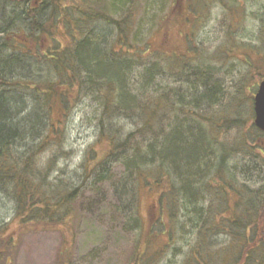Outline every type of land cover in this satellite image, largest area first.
Here are the masks:
<instances>
[{
  "label": "rangeland",
  "instance_id": "rangeland-1",
  "mask_svg": "<svg viewBox=\"0 0 264 264\" xmlns=\"http://www.w3.org/2000/svg\"><path fill=\"white\" fill-rule=\"evenodd\" d=\"M32 1L10 6L9 16L13 21L16 20V24L13 23L11 33L8 34V47L0 49V58H5V61L0 60V75L10 81L26 80L27 83L11 84L10 87L0 89V92L13 104L16 119L12 120V125L20 128L16 140L19 136L23 137L20 142L25 147L18 150V155L23 156L32 147L38 146L45 134L50 139L59 138L62 141V152L57 156L50 174L52 173V177L55 174L63 176L72 186H77L85 173L83 163L86 164L93 158L90 160V167L93 168L96 166L95 158H100L107 150L109 139L105 135L99 137V119L103 104L96 91L90 93L85 88L82 89L78 82L72 87L64 85L57 73L47 64L49 62L42 59L47 49L51 50L54 45L67 43L70 48L72 37L71 32L64 37V29L60 24L62 17L51 19V15H48L41 18L42 22L45 21L44 27H52L54 19L59 21V26L56 28L57 33L54 32L56 34L40 36V47L35 36H28V20L23 16L24 10ZM92 1L98 3V6H93L94 12L100 10L103 17L107 13L115 19H120L121 11L114 16L110 15L108 0L88 2L91 4ZM174 1H177L178 7L181 8V12H177L175 16L170 14ZM234 1L237 6L227 9L218 1L204 5L205 3H199L198 0H192L197 23L190 33L191 24L185 18L190 3L188 0H132V22L135 29L133 33L140 37L139 40L147 43L149 53L161 45H166L169 50H175L188 57L187 68L181 74L170 70L168 73L173 74L156 76L155 82L158 81L156 83L159 88H171L179 92L184 87L197 83L189 93L197 95L205 90L203 86L200 87L199 80L204 78L206 88L210 87L213 91L214 101L202 102L198 110L208 121L199 117L198 125L208 124L207 128H213L214 124L219 125L217 139L232 155L223 167L229 171V193L225 197L230 207L231 204H245L249 198V190L259 189L264 183V156L257 150L261 135H257L250 127L253 121L250 108L253 88L261 79L259 73L264 71V64L260 62L264 56V0ZM152 2L158 4L154 10L150 7L143 11V5L145 7L147 3ZM45 8H51L53 16L57 11L54 5ZM18 11L20 16L15 13ZM71 12L72 8L66 11L68 22H71ZM144 12L145 16L142 18ZM104 33L113 34L114 27L103 20L96 21L92 36L97 40L104 36ZM151 57L153 64L154 56ZM17 58H20L19 62ZM11 60H14L13 63L9 62ZM199 62H204L209 67L199 71ZM46 81L51 82L50 86H53L55 91L49 99L45 96L48 95L46 93H33L37 83ZM65 87L68 88L63 89ZM65 90L68 94L60 95ZM238 117L243 122L239 121ZM237 122L239 127L236 126ZM103 123L106 131L111 130V123L114 130L122 128L129 131L134 127L131 119L120 117L104 116ZM21 133L24 135H20ZM238 134L244 141L235 146ZM45 144L43 157L49 156L54 147V144L49 142L42 146ZM233 148L234 152H231ZM107 157L105 161H110V170L105 179H98L93 175L90 177V172L84 178V181H87L75 204L74 219L69 227L18 233L12 241L13 248L10 251L3 250L0 264H129L130 258L137 250L139 233L142 232L141 228L130 227L129 221L132 222L131 218L136 217L142 221L144 231L148 230L150 234L155 233L158 236L156 239L152 238V245L155 244L152 248L160 249L161 245L163 247L166 244L165 254L158 257L154 264H180L185 244L193 240L195 233L194 225L190 221L193 214L183 216V208L176 210L180 215L178 232L168 240L166 219L165 223L154 224L159 217L157 207L154 206L158 199L156 194L147 189H142L138 195L134 193V189L129 192L127 181L123 178V167L115 161V158L119 159L120 156ZM202 167L198 178L193 180L192 189L199 192L195 195L197 199H205L197 202L203 208H209L214 206L221 191L212 184L210 175L207 177L210 164L208 163L205 173ZM195 182L197 186L194 185ZM232 186L238 190L232 193ZM215 197L217 198L213 203ZM123 204L127 207L123 208ZM229 211L232 216V210ZM13 215L12 201L0 192V227L9 224ZM9 227L14 229L17 226L13 223ZM157 227L164 233L158 232Z\"/></svg>",
  "mask_w": 264,
  "mask_h": 264
},
{
  "label": "trees",
  "instance_id": "trees-1",
  "mask_svg": "<svg viewBox=\"0 0 264 264\" xmlns=\"http://www.w3.org/2000/svg\"><path fill=\"white\" fill-rule=\"evenodd\" d=\"M2 1L6 2L7 0ZM52 1L55 2L51 5H54L55 9L57 8L54 16L57 19L62 17L60 24L64 29V37L71 32L72 47L71 45V49L67 47V43L66 45H54L51 50L47 49L42 59L49 62L47 64L57 73V77L64 85L72 87L78 82L83 89L82 80H84L87 86L95 89L103 104V112L99 119V137L105 135L109 139L108 146L103 156L95 158L96 166L90 167V160L93 158L88 163H83L85 173L82 181L77 186H72L63 176L55 174L52 177V173L50 174L57 156L62 152L60 146L62 141L59 138L50 139L45 134L40 142L39 150L34 147L23 156L17 154V157H12L5 146L0 145V192L7 195L14 206V215L10 223L0 227V258L4 253L3 250L10 251L13 248L12 241L16 239L15 235L20 232L58 229L62 226L63 229L68 228L74 219L77 199L87 181H84V178L90 172V177L93 175L98 179H105L110 170V161H105V159L108 158L107 156L119 155V159L122 160L123 178L129 186L128 191L131 192L134 189V193L138 195L142 189H147L158 197L154 206L157 207L159 217L154 221V224L165 223L164 219H166L168 240H171L172 236L178 232L180 215L176 210L183 208L181 212L183 216L193 214L190 221L194 225L195 233H193V240L185 244L180 264H264V184L259 189L249 190V198L247 201L245 200V204L239 203L230 207L225 197L229 193V171L223 167L232 155L217 139L219 125L214 124L213 128H207L208 124L204 123V125L202 123L198 125L199 117L205 118L198 112L199 105L202 102H213V91L210 90V87L206 88L207 83L204 78H201L199 79L200 84L205 90L201 94H189L178 102V98L173 99L179 94L178 91L171 88L160 89L156 83L158 81L155 82L156 76L173 74L168 73L170 70L181 74L187 68L188 57L175 50H169L166 45H161L160 48L153 49L149 53L147 43L139 40L140 37H137L136 33L129 32V24L133 20L132 0H128L129 7L120 19L111 18L107 13L103 17L100 10L94 12L93 6H98L97 1H92L91 4L88 2L89 0H50V2ZM198 1L205 3L204 5L218 1L227 9L237 6L234 0ZM188 2L190 3L185 18L191 24L189 27L191 33L194 24L197 23L195 21L196 10L193 8L194 5H191L192 0H188ZM70 8L73 9V12H71V22H68L66 11ZM108 8L111 10L109 11L110 15H113L115 11L111 9L110 2ZM36 12L33 5V8L29 12H25L23 16L28 20V26L31 22L37 23L38 29L33 30L30 26L32 32L28 36H35L41 47L42 38L40 36L56 34L59 21H53L52 27L45 28L44 25L39 24V21H36L34 17ZM170 12L173 16L177 12H181L177 1H174ZM144 16L145 12L142 14V18ZM98 20H105L116 25L118 31V44L111 46V54L108 55L107 60L105 55L99 52L101 49L99 42L92 36V26ZM152 55L154 56L153 64H151ZM160 62L162 63L159 66L156 65ZM260 62L264 64V56ZM197 67H199L197 70L204 71L209 66L204 62H199ZM135 68L139 69V75L137 81H132L136 93L131 95L128 92V85ZM262 70H264V66ZM207 71L204 72L205 77ZM259 75L261 78L264 77V71ZM0 81V89L14 84V81L5 78ZM20 83L26 84L27 81L23 80ZM50 84L49 81L42 84L37 83L33 88L35 91L33 93H46L48 95H44L49 99L54 91ZM31 85L33 86V84ZM255 88L256 85L253 90ZM65 93L68 94L65 90L60 95ZM199 101L201 102L198 103ZM190 105L192 107H188ZM172 110H176L174 113L176 117L178 114L188 115V119L182 127L184 129L176 138L178 139L177 143H173V148L144 143V139L147 137L142 136L139 130L133 132L125 131L122 128L114 130L112 123L109 126L111 130H107L109 132L104 129V116L126 117L132 121L137 120L138 125H140V120L145 125L148 123L159 124L167 112L171 117ZM189 110L190 112H188ZM192 110L194 111L192 112ZM4 114L5 107L1 106L0 121L3 122V126L12 127L11 121L5 118ZM205 120L208 121V118ZM239 121L242 119L239 118ZM187 123L189 124L186 125ZM236 124L239 127V123ZM244 124H246L245 121ZM3 126H0V136L7 131L2 128ZM250 127L256 131L252 123ZM212 137L213 139H211ZM235 140V146H239L244 141L239 134ZM48 142L54 144V147L50 150L49 156L43 159L46 144L42 145ZM156 142L160 143L159 139ZM234 148L229 150L234 152ZM161 152L169 154L166 158L161 159ZM119 159L115 158V161ZM208 163L210 167L207 177L210 175V181L221 192L213 207L203 208L197 200L205 199H197L195 195L199 192L193 190L192 187L193 180L197 179L201 172L195 175L197 168L200 170L203 166L202 170L205 173ZM95 171H98L97 174H94ZM233 181H235L234 178ZM237 190L232 186V193ZM217 197L213 198V203ZM122 206L123 208L127 207L125 204ZM131 220L132 222L129 221L130 227L141 228L142 232L139 233L137 250L130 258L129 264H154L158 257H163L165 254L166 244L163 247L161 245L160 249L152 248L155 244L152 245L151 240L158 236L155 233L150 234L148 230L144 231L139 217L131 218ZM13 223L17 227L11 229L12 226L9 227V225H13ZM158 232L164 233L160 228ZM143 240L144 244H142ZM5 262H7L6 259Z\"/></svg>",
  "mask_w": 264,
  "mask_h": 264
},
{
  "label": "bare ground",
  "instance_id": "bare-ground-1",
  "mask_svg": "<svg viewBox=\"0 0 264 264\" xmlns=\"http://www.w3.org/2000/svg\"><path fill=\"white\" fill-rule=\"evenodd\" d=\"M109 2H110L111 9L113 11H115V13L112 16L118 14L119 11H121V16H122L123 14L126 13L128 7H129V1L128 0H109ZM18 3H19V0H7L6 2L0 0V49L1 50H3V49L8 47V45H9L8 34L11 33V26L13 25V23L16 24L15 23L16 20L13 21L12 20L13 18L11 16H9V10H11L10 6L13 5V4H18ZM156 5H158L156 2L147 3L143 9L146 10V9H150V7H151V10H154ZM15 13L18 16H20V12L19 11L15 12ZM51 13H52L51 8H44L40 12H36L34 17H35L36 21H39L40 25H43V23H45V21L42 22L41 18H43L45 16H48V15L49 16L51 15V19H53L55 16H53ZM47 18H50V17H47ZM111 18H113V17H111ZM55 19H57V17ZM54 21H56V20H54ZM103 21L106 22L109 25H112V27H114V33L113 34H105L104 33L105 34L104 36H101V38L97 39L98 42H99L98 44L101 47V49H99V52L101 54L105 55L104 57L107 60L109 58L108 55L111 54V46L113 44H118L117 42H118V37L119 36H117V34H118L117 32L118 31H117L116 25L111 24L110 22L105 21V20H103ZM16 26H18V25H16ZM30 26H31V28L33 30H37L38 29L37 23H32L31 22ZM30 26H28V34L30 32H32ZM92 27H94V24H93ZM133 28H134L133 27V22H131L129 24V32H133L135 30ZM7 37H8V39H7ZM71 47H70V49H71ZM0 60L5 61V58L2 57V58H0ZM17 60L19 62L20 58H17ZM13 61L14 60H11L9 62L13 63ZM19 64H21V63H19ZM138 70H139L138 68H135L133 70L132 77L130 78V83L128 85V92L131 95H133L134 92L136 93L135 88L132 86V81L135 82V81L138 80V75H139V71ZM2 78H5V77L0 75V79H2ZM5 79L9 80L8 78H5ZM82 81H83L82 85H83V87L86 90H88L90 93L95 91V89L93 87L87 86V83L84 80H82ZM14 84L20 85L22 83L14 81ZM0 85H1V81H0ZM196 86H197V83H192V84L188 85L187 87H184L183 90H180L179 94H177V96H175V98H173V99L178 98V102H180V100L181 99L183 100V98H186L189 95V93L191 92V90L193 89V87L195 88ZM201 86L202 85L200 84V87ZM181 94H182V96H180ZM1 106L5 107V114H4L5 118L10 120L11 123H12V120L14 121L16 119V116H15L16 113L13 110L12 102L9 100V98H7V97L5 98L4 94L2 92H0V107ZM175 112H176V110H172L171 111V117H169V113L167 112L166 115H165V118L162 119L159 122V124L148 123V124L145 125V123L140 120V125H138L137 124V120H135V121L131 120V123L134 124V127H132L130 132H133L134 130H139L140 134L142 136L147 137V138L144 139V143H146V144L147 143H152V145H154V146H157V145L158 146L159 145L162 146V145H164L166 147L168 146V147H172L173 148V143L174 142L177 143L178 139H176V138H178L179 134L182 133V129H184L182 127L185 125V123H186V121L188 119V115L187 114H180V115H178L176 117L175 114H174ZM123 118H126V117H123ZM188 124L189 123H187L186 125H188ZM1 125L2 126L4 125L2 121H0V126ZM2 128L6 129L7 131L4 132L2 136H0V145L2 147L5 146V148L12 154V157H17L18 150L25 147L24 145H22L23 143L20 142V140L23 138L22 136H19V139L16 140L20 128L18 126H16V125L12 126V127L3 126ZM20 135H24V134L21 133ZM158 139H159L160 143L156 142ZM200 139H202V137ZM39 146H40V144L38 146H35V148L32 147L31 149L34 148V149L39 150ZM168 154L161 152L160 153V158L161 159L166 158L168 156ZM43 159H44V157H43ZM117 162L120 165H122V160L119 159L118 161H116V163ZM198 172H199V168H197V172L195 173V175H197Z\"/></svg>",
  "mask_w": 264,
  "mask_h": 264
},
{
  "label": "water",
  "instance_id": "water-1",
  "mask_svg": "<svg viewBox=\"0 0 264 264\" xmlns=\"http://www.w3.org/2000/svg\"><path fill=\"white\" fill-rule=\"evenodd\" d=\"M254 124L264 130V79L260 82L257 92L254 95Z\"/></svg>",
  "mask_w": 264,
  "mask_h": 264
},
{
  "label": "flooded vegetation",
  "instance_id": "flooded-vegetation-1",
  "mask_svg": "<svg viewBox=\"0 0 264 264\" xmlns=\"http://www.w3.org/2000/svg\"><path fill=\"white\" fill-rule=\"evenodd\" d=\"M31 0H24L22 3H28ZM49 0H45L44 2H48ZM36 6H40L42 3L44 4V2H42L41 0H33L32 1ZM31 3L28 5V8H30ZM257 135H261L260 139H259V145L257 146V150L259 153H261L264 156V131L259 130L257 132ZM263 138V139H262ZM262 139V140H261ZM231 218V216H230Z\"/></svg>",
  "mask_w": 264,
  "mask_h": 264
}]
</instances>
